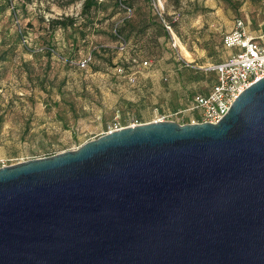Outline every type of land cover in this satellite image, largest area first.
I'll return each instance as SVG.
<instances>
[{"label": "water", "instance_id": "95a60500", "mask_svg": "<svg viewBox=\"0 0 264 264\" xmlns=\"http://www.w3.org/2000/svg\"><path fill=\"white\" fill-rule=\"evenodd\" d=\"M0 264H264V78L217 124L1 168Z\"/></svg>", "mask_w": 264, "mask_h": 264}, {"label": "rangeland", "instance_id": "374dc122", "mask_svg": "<svg viewBox=\"0 0 264 264\" xmlns=\"http://www.w3.org/2000/svg\"><path fill=\"white\" fill-rule=\"evenodd\" d=\"M85 1L0 0V160L8 166L188 109L215 84L212 67L230 56L223 39L237 20L264 36V0H163L161 18L153 0H97L90 11ZM68 18L76 24L50 25ZM191 116L199 115L175 120Z\"/></svg>", "mask_w": 264, "mask_h": 264}, {"label": "built area", "instance_id": "2783aa9c", "mask_svg": "<svg viewBox=\"0 0 264 264\" xmlns=\"http://www.w3.org/2000/svg\"><path fill=\"white\" fill-rule=\"evenodd\" d=\"M153 4L158 13L164 12L163 0H153ZM127 10L131 12L130 9ZM159 14L162 16L163 13ZM223 45L227 50L237 49V52L212 67L217 74V80L210 94L197 96L190 108L160 115L155 122H177L175 118L180 115L197 113L199 116H191L186 124H217L245 90L264 78V36H250L245 23L237 20L232 32L224 37ZM88 62L84 61L81 66L86 67ZM7 166L4 160H0V169Z\"/></svg>", "mask_w": 264, "mask_h": 264}, {"label": "trees", "instance_id": "16d2710c", "mask_svg": "<svg viewBox=\"0 0 264 264\" xmlns=\"http://www.w3.org/2000/svg\"><path fill=\"white\" fill-rule=\"evenodd\" d=\"M122 2V1H121ZM97 0H86L85 1V3H84V11H90L91 9H93V8H96V6H97ZM157 13H158V11H157ZM159 14V13H158ZM160 16V15H159ZM162 16H160V18H161ZM76 24V22H75V20L74 19H72V18H68V19H66V20H52L51 22H50V25L53 27V28H67V27H72V26H74ZM164 25H165V28L167 29V24L166 23H163ZM168 29H170V28H168ZM216 80H217V74H216ZM216 82V81H215ZM214 86V85H213ZM212 89H213V87H212ZM211 89V90H212ZM211 92V91H210ZM210 92H209V94H210ZM199 96V95H198ZM197 97V96H196ZM196 97H194L193 98V100H192V103H191V105H190V107L193 105V102H194V99L196 98ZM189 107V108H190Z\"/></svg>", "mask_w": 264, "mask_h": 264}, {"label": "crops", "instance_id": "0c3cea01", "mask_svg": "<svg viewBox=\"0 0 264 264\" xmlns=\"http://www.w3.org/2000/svg\"><path fill=\"white\" fill-rule=\"evenodd\" d=\"M234 51H237V49L230 50V52H229V53H230V56H231V53H234ZM228 57H229V56H228ZM228 57H227V59H228ZM225 60H226V59H225ZM225 60H223V61H225ZM223 61H222V62H223Z\"/></svg>", "mask_w": 264, "mask_h": 264}]
</instances>
